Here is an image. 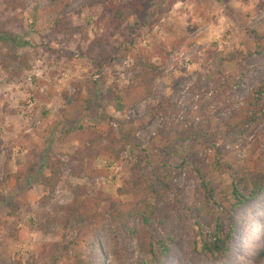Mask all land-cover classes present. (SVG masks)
Segmentation results:
<instances>
[{
    "label": "rangeland",
    "instance_id": "rangeland-1",
    "mask_svg": "<svg viewBox=\"0 0 264 264\" xmlns=\"http://www.w3.org/2000/svg\"><path fill=\"white\" fill-rule=\"evenodd\" d=\"M23 1L25 9L19 0H0V30L28 42L0 41V264H73L78 254L88 264H264V188L233 210L225 253L192 249L199 226L209 235L216 218L229 223L221 193L232 182L230 164L237 160L248 181L264 179V117L244 131L223 123L264 85V0H71L60 13L47 11L52 0ZM124 5L134 9L118 23L114 8ZM61 17L72 27L66 35L55 27ZM26 52L31 67L12 69L11 78L2 56L10 64L12 55ZM148 61L160 69L153 93L119 115L109 97ZM35 67L41 75L30 83ZM228 76L240 79L229 97L213 89ZM86 101L88 109L77 108ZM205 117L209 129L202 131ZM80 126L104 145L115 140L110 154L92 163L105 174L91 180L72 175L85 145L60 141L65 128L76 135ZM53 160L63 163L60 181L49 189ZM208 163L224 169L211 178L219 189L213 199L195 172ZM167 169L172 189L163 198L147 195L156 211L147 224L133 217L125 231L114 228L106 201L86 222L65 214L78 189L127 202L141 176ZM144 229L174 238L158 262L138 243Z\"/></svg>",
    "mask_w": 264,
    "mask_h": 264
},
{
    "label": "trees",
    "instance_id": "trees-1",
    "mask_svg": "<svg viewBox=\"0 0 264 264\" xmlns=\"http://www.w3.org/2000/svg\"><path fill=\"white\" fill-rule=\"evenodd\" d=\"M20 1V8L25 9V2ZM71 0H52L50 5L46 7L49 12L60 13L64 11ZM134 7L128 5L116 6L114 8V20L118 23L127 20L128 15L132 12ZM65 18L61 17L56 20L55 27L58 33L66 35L70 33L72 27L65 22ZM8 40L16 45L24 44L28 42L22 40L21 36L5 30H0V41ZM3 60L1 66L10 67L6 69L7 73H11L13 78V70L16 73H20L23 69L31 67L30 59L33 58L31 52H26L23 55H12L10 60L12 63L7 62V56H2ZM163 62L165 57L162 58ZM133 65V63H132ZM136 71V74L130 84L124 89L114 92L108 99L109 105L119 113L121 116H127L128 113L146 97L153 93L151 82L153 79L160 75L159 66L153 62H144ZM134 66V65H133ZM135 68V67H134ZM240 79L235 76H228L223 80L216 81L214 91H219L225 96L229 97V94L234 93L235 84H239ZM201 81L197 82V85L201 86ZM194 95L200 97V90H195ZM264 100V85L260 88H256L248 94L247 98L240 102L223 122L226 127L233 129L245 130V125L251 121H259L264 117V104L261 103V99ZM105 99V98H104ZM80 110L89 108V102L86 101L82 105L77 107ZM181 124H185V115L179 120ZM210 117H205L199 122V129L207 131L209 129ZM79 132L76 135L71 134L70 128H65L63 135L60 138L62 143L70 140H78L83 145L78 151V163L72 168V175L75 177H86L88 180L93 179L96 176L105 174L102 169H97L92 166L94 160L100 156L110 154L115 140L109 139V144L104 145L102 143V137L99 135H93L91 129L80 126ZM198 129V131H199ZM257 145L255 146V148ZM63 162L54 161L50 167V175L45 178V181L49 185V189H53L60 181L61 177V165ZM238 161L235 160L229 167L232 170V182L228 185L227 190L221 193L224 199V204H227L226 216L229 220L227 225L221 223L220 218H216L212 232L208 235L204 229L200 226L195 232L192 249L195 251H201L202 253H225L229 247V242L235 231L233 225L232 212L233 210L247 202L248 200L257 196L264 188V179L258 178L255 180H249L246 177L245 172H240V166ZM247 167H253L254 163H246ZM204 171V172H203ZM203 171L195 170L196 174L201 178L202 186L205 191L208 192V196L213 199L216 195L217 187L213 185L211 178L216 173L222 174L224 169L219 163H208L205 165ZM142 177V183L139 185L140 190L133 195L131 201L121 202L118 198H112L106 196L102 192H95L93 194L86 193L82 190H76L72 196V200L63 209L66 210L65 214L68 219H73L76 222H86L90 218L94 217L97 212V207L100 202H108L111 206L109 210L110 221L114 228H120L125 231L128 228V221L130 218L139 217L147 224L156 215L155 207L150 205L147 200V195H151L153 198H163L166 191L172 189L173 174L170 169H167L161 176H151L145 174ZM69 221V220H68ZM147 235L148 238H147ZM174 242V238L165 232L164 235L150 234L147 230H141L138 234V243L143 249L144 253L151 256L154 262H158L163 258L164 253ZM155 245L159 246L156 250ZM73 264H88L81 255H77Z\"/></svg>",
    "mask_w": 264,
    "mask_h": 264
},
{
    "label": "built area",
    "instance_id": "built-area-1",
    "mask_svg": "<svg viewBox=\"0 0 264 264\" xmlns=\"http://www.w3.org/2000/svg\"><path fill=\"white\" fill-rule=\"evenodd\" d=\"M130 62L132 63V60H131V59H129L128 62H127V65H128V66H129V63H130ZM130 65H131V64H130ZM34 75H36V76L41 75V70L38 69V67L33 68V70H31V71L29 72V75L27 76V81H29V82L31 83L32 78H33ZM95 77L97 78L98 75H96Z\"/></svg>",
    "mask_w": 264,
    "mask_h": 264
}]
</instances>
